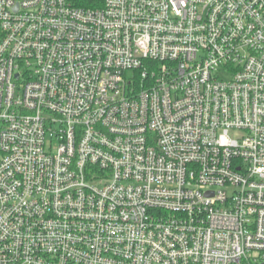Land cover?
<instances>
[{
	"label": "built area",
	"instance_id": "built-area-1",
	"mask_svg": "<svg viewBox=\"0 0 264 264\" xmlns=\"http://www.w3.org/2000/svg\"><path fill=\"white\" fill-rule=\"evenodd\" d=\"M0 264H264V0H0Z\"/></svg>",
	"mask_w": 264,
	"mask_h": 264
},
{
	"label": "trees",
	"instance_id": "trees-1",
	"mask_svg": "<svg viewBox=\"0 0 264 264\" xmlns=\"http://www.w3.org/2000/svg\"><path fill=\"white\" fill-rule=\"evenodd\" d=\"M88 1L90 2V4H94L95 2H98V1L100 2V0H95V1L94 0H88ZM91 2H94V3H91Z\"/></svg>",
	"mask_w": 264,
	"mask_h": 264
}]
</instances>
